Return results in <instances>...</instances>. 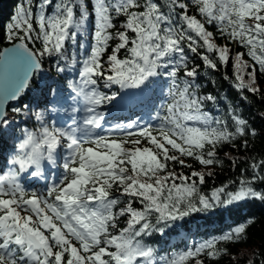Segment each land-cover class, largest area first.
<instances>
[{
    "label": "snow or ice",
    "instance_id": "snow-or-ice-1",
    "mask_svg": "<svg viewBox=\"0 0 264 264\" xmlns=\"http://www.w3.org/2000/svg\"><path fill=\"white\" fill-rule=\"evenodd\" d=\"M4 39L0 264H219L247 239L255 217L171 255L146 242L193 214L264 205V154H225L246 167L203 191L218 152L248 150L264 127L201 82L202 69L224 70L241 102L264 101V0H17ZM48 60L65 83L25 102ZM134 101L147 121L109 123V105ZM17 117L36 123L9 151Z\"/></svg>",
    "mask_w": 264,
    "mask_h": 264
},
{
    "label": "trees",
    "instance_id": "trees-1",
    "mask_svg": "<svg viewBox=\"0 0 264 264\" xmlns=\"http://www.w3.org/2000/svg\"><path fill=\"white\" fill-rule=\"evenodd\" d=\"M16 3L17 0H0V48L8 45V42L4 39V34L6 25L10 22V17L15 11ZM219 42L223 43V41ZM233 47L235 48V46ZM235 50L243 51V49ZM197 63H199V61H197ZM223 74L224 70L219 73L208 71L205 74V71L202 69L201 82L204 84L206 90L212 91L220 97L227 96L230 98L227 101H222L220 105L221 109H224L225 105H238L239 111L250 123L256 126L257 132L260 133L261 128L264 127V119L261 118V114L264 113V101H261L259 97L253 98L251 93H247L249 101L241 102L239 93L228 81L223 79ZM227 74L229 76L233 75L231 63L227 69ZM41 76H43V80H41ZM212 80L216 81L215 85L209 83ZM259 82L261 87L264 88V77H260ZM64 83L65 81L63 78L56 74L52 61L48 60L44 64L43 72L35 77L32 86L33 91L25 95L24 101H37L41 98V89L45 88L47 85H51L54 88L61 87ZM36 85H39V88H37ZM64 95L66 96L67 93H64ZM19 103L20 102H16V104ZM12 105L10 107H12ZM127 106L130 109L140 107L138 113L140 115L148 114V110L140 106L136 101L127 104ZM113 107L117 108L118 106ZM213 111H215V109H213ZM35 123V121L21 122L18 117L16 118V123L7 130V135L5 137V139H7L9 151L14 144L19 143V140L14 137L21 136V129L25 127L31 129ZM225 154L239 157L241 161H244L248 156L260 158L261 154H264V137L258 136L252 139L251 147L248 150L239 147L234 149L229 145H225L218 152V157L225 160V164L223 167L217 166L215 168V177L208 178L207 183L202 186L203 191L210 192L213 187L236 179L240 176L242 169L246 167L244 163H240L233 169L226 159ZM188 162L192 163L197 170L201 168L198 162L192 160ZM204 170L207 171L208 169ZM185 171L187 172L190 170ZM249 217H255L256 222L247 228V239L242 240L240 243L227 245L230 255L224 257L219 264H248L249 260L253 261L254 264H264V205L259 203L236 207L230 212H223L221 214H193V216L188 217L186 221L179 222V227L170 229L169 234L165 237L157 236L146 242L156 248L160 255H171L185 250L186 247H192L194 244H198L203 240L218 236L230 228L244 222Z\"/></svg>",
    "mask_w": 264,
    "mask_h": 264
},
{
    "label": "rangeland",
    "instance_id": "rangeland-1",
    "mask_svg": "<svg viewBox=\"0 0 264 264\" xmlns=\"http://www.w3.org/2000/svg\"><path fill=\"white\" fill-rule=\"evenodd\" d=\"M106 111L108 112V108L106 109ZM109 115H115V114H114V112H110ZM56 118H57L58 122L62 123L63 121L68 120L69 116L67 113L61 112L60 115L59 114L56 115ZM135 119H139V118H135ZM108 120H109V123H112V124L117 123V122H120V123L127 122V120L126 121L125 120H111L109 118H108ZM54 171H57V170H54ZM52 176L55 177V175H53V172H52ZM41 183H43V182H41Z\"/></svg>",
    "mask_w": 264,
    "mask_h": 264
},
{
    "label": "water",
    "instance_id": "water-1",
    "mask_svg": "<svg viewBox=\"0 0 264 264\" xmlns=\"http://www.w3.org/2000/svg\"><path fill=\"white\" fill-rule=\"evenodd\" d=\"M8 46H10V45H8ZM4 47H7V46H4ZM12 103H14V102H10L9 107H10V105H11Z\"/></svg>",
    "mask_w": 264,
    "mask_h": 264
}]
</instances>
